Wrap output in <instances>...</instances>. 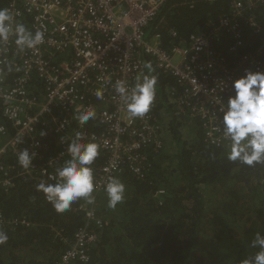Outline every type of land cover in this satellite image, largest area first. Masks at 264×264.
I'll return each mask as SVG.
<instances>
[{"label": "built area", "instance_id": "1", "mask_svg": "<svg viewBox=\"0 0 264 264\" xmlns=\"http://www.w3.org/2000/svg\"><path fill=\"white\" fill-rule=\"evenodd\" d=\"M167 1L6 2L4 8L14 19L29 31H42L44 40L23 52L14 36L0 42V114L13 129L8 135L0 125L1 186L13 185L9 173L14 168L4 158H18L25 149L36 154L25 174L38 180L52 177L54 164L69 158L62 137L71 139L76 132L82 133L83 142L97 143L107 155L96 176L99 186L125 170L142 174L147 161L144 151L161 147L162 122L151 113L129 117L115 84L134 85L138 77L148 75L146 65L173 80L163 89L165 95L176 111L199 119L206 143L227 142L217 129L221 104L234 94L233 81L245 70L264 72V27L253 15L264 0H229L228 14L217 23H208L203 31L164 49L153 22ZM244 27L258 36L252 50L246 48ZM168 33L177 38L175 31ZM98 91L102 98H97ZM89 109L95 118L80 125L76 117ZM89 124L103 130L89 131ZM94 242V234L78 231L62 263L87 261L86 252Z\"/></svg>", "mask_w": 264, "mask_h": 264}, {"label": "trees", "instance_id": "2", "mask_svg": "<svg viewBox=\"0 0 264 264\" xmlns=\"http://www.w3.org/2000/svg\"><path fill=\"white\" fill-rule=\"evenodd\" d=\"M7 1L0 0V8ZM228 12L229 0H168L153 26L167 49ZM253 15L264 27V6ZM243 29L246 48L252 50L258 36ZM170 30L177 33L176 39L169 36ZM149 74L158 81L149 113L158 118L163 113L167 119L162 144L144 151L142 174L125 170L114 176L126 189L124 201L115 209L107 206L105 185L95 182L94 204L79 199L68 211L57 213L36 190L39 183L55 180H38L25 174L18 158H4L14 169L9 173L12 187L0 185V231L9 237L0 245V264H63L62 257L72 249L80 230L94 234L95 242L86 252L87 261L69 264H241L260 250L251 244L257 232L264 235V164L249 167L230 162L227 142L206 143L199 119L176 111L170 103L163 89L173 80L155 69ZM0 125L12 135L10 122L1 114ZM87 130L103 129L89 124ZM66 159L54 164L52 177ZM106 161V153L99 150L91 165L94 180ZM208 224L214 231L210 243Z\"/></svg>", "mask_w": 264, "mask_h": 264}, {"label": "clouds", "instance_id": "3", "mask_svg": "<svg viewBox=\"0 0 264 264\" xmlns=\"http://www.w3.org/2000/svg\"><path fill=\"white\" fill-rule=\"evenodd\" d=\"M14 36V43L19 51L34 49L43 43L42 31H29L22 23L14 19L9 8H0V42H8ZM151 73V66L146 65ZM157 77L144 75L137 78L134 85L128 86L124 81H117L115 90L124 102L126 111L131 118H143L151 110L156 96ZM233 95L222 103V137L227 141L226 158L230 162L239 161L249 167L264 164V72L245 70L243 76L232 83ZM102 98V93H96ZM96 113L89 109L76 117L80 125L94 119ZM45 133L41 132V136ZM67 142L68 159L56 168L55 176L50 179L55 183L41 182L36 190L44 194L46 200L57 213L68 211L73 202L84 199L94 204L96 190L94 172L91 165L99 156V145L95 142L85 143L82 133L76 132L71 139L62 137ZM35 153L27 149L18 155V164L28 169L32 166ZM107 195V206L115 209L125 198V185L116 177H109L104 186ZM8 235L0 231V245L8 242ZM251 247H259L254 257L244 259L241 264H264V235L257 232Z\"/></svg>", "mask_w": 264, "mask_h": 264}, {"label": "rangeland", "instance_id": "4", "mask_svg": "<svg viewBox=\"0 0 264 264\" xmlns=\"http://www.w3.org/2000/svg\"><path fill=\"white\" fill-rule=\"evenodd\" d=\"M162 110H163V109H162ZM158 116H159V118L161 119V122H162V123H161V122H160V123H161V125H162V128H164V123H165V125H166V121H167V119H166V121H165V118H164L163 113H158ZM164 121H165V122H164ZM168 125H169V123H167V126H168ZM167 126H166V129H167ZM207 221H208V220H207ZM208 222H209V221H208ZM208 228H209V229H208L209 231H207L208 235H207V239H206V240H207V243H210L212 239H208V237L211 236V235L213 236V235H214V231H212V228H213L212 225L208 224ZM210 228H211V230H210ZM216 232H217V231H216Z\"/></svg>", "mask_w": 264, "mask_h": 264}]
</instances>
